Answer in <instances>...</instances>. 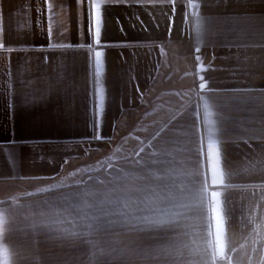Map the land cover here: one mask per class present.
<instances>
[{"label": "crops", "instance_id": "obj_1", "mask_svg": "<svg viewBox=\"0 0 264 264\" xmlns=\"http://www.w3.org/2000/svg\"><path fill=\"white\" fill-rule=\"evenodd\" d=\"M95 2L0 0V264H264V0Z\"/></svg>", "mask_w": 264, "mask_h": 264}, {"label": "snow or ice", "instance_id": "obj_2", "mask_svg": "<svg viewBox=\"0 0 264 264\" xmlns=\"http://www.w3.org/2000/svg\"><path fill=\"white\" fill-rule=\"evenodd\" d=\"M94 17L92 19V27L90 28V32H93L94 29V37H95V43L96 45L103 47V45L101 44V40H100V36H101V12H100V0H97V2L94 3ZM3 45H0V47H2ZM102 51H96L95 52V65H96V74L97 76L100 74L101 71V66H102ZM201 79L203 80V77H201ZM200 88L204 89L205 88V84L201 83L200 84ZM206 158L209 161L210 164V169L211 172L213 174V179H212V184H221L223 185L225 182L222 178L220 179H216V173H217V169L219 167L220 161L217 158V153L215 152V150L211 151V156H208L207 153H205ZM200 176L202 178L201 181V188H200V193H201V198H200V202L197 205L198 208H200L202 211H204L205 213H207V207L206 205H210L212 201H217V204L215 207L211 208V213L212 215H210L208 217V226L211 227L212 226V222L214 221V226H215V231H216V235H217V239L220 238V234L223 232L224 229V217L221 216L220 214V210H219V203H218V197H219V193L217 191H212L211 192V200L207 199V193H208V183H207V174L204 172L200 173Z\"/></svg>", "mask_w": 264, "mask_h": 264}]
</instances>
